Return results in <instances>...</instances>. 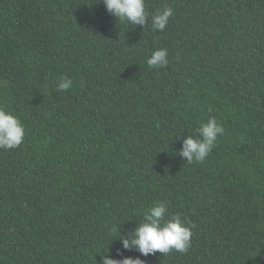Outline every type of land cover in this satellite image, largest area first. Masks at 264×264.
Here are the masks:
<instances>
[{
    "label": "trees",
    "instance_id": "16d2710c",
    "mask_svg": "<svg viewBox=\"0 0 264 264\" xmlns=\"http://www.w3.org/2000/svg\"><path fill=\"white\" fill-rule=\"evenodd\" d=\"M145 4L131 26L100 0H0V107L25 128L0 149V264H264V0ZM161 48L168 65L149 68ZM211 117L224 133L189 164L183 139ZM158 201L191 248L123 249L110 228Z\"/></svg>",
    "mask_w": 264,
    "mask_h": 264
},
{
    "label": "clouds",
    "instance_id": "9594fccd",
    "mask_svg": "<svg viewBox=\"0 0 264 264\" xmlns=\"http://www.w3.org/2000/svg\"><path fill=\"white\" fill-rule=\"evenodd\" d=\"M100 2L105 5L108 13L128 25L145 26L149 21L150 13L146 9L145 0H100ZM172 15L171 7L152 14V30L163 31ZM146 62L149 68H165L169 63L168 50L161 48L153 51ZM71 87L73 84L69 78L61 79L58 84L61 90H68ZM223 133V126L215 117H211L206 122L200 123L194 133L183 139L178 154L189 164L202 163L216 144L218 136ZM24 138L25 128L19 118L0 107V149L17 148ZM168 215L166 203L154 202L144 212V220L137 224L132 232L123 235L117 225H113L109 231L118 234L116 238L119 237L122 241L123 249L137 250L143 256L154 255L156 252L164 255L172 251L185 253L192 246L191 228L179 214H171L170 218L165 219ZM99 264H146V261L131 256L114 259L102 254Z\"/></svg>",
    "mask_w": 264,
    "mask_h": 264
}]
</instances>
